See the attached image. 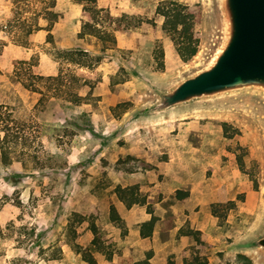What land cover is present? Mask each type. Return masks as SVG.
I'll list each match as a JSON object with an SVG mask.
<instances>
[{"label":"rangeland","instance_id":"obj_1","mask_svg":"<svg viewBox=\"0 0 264 264\" xmlns=\"http://www.w3.org/2000/svg\"><path fill=\"white\" fill-rule=\"evenodd\" d=\"M163 1L110 0L113 7L104 9L132 23L116 32L110 49L79 37L87 0H58L62 17L52 42L47 30L28 36L49 24L36 16L42 0H0V102L12 112L17 137L9 164L0 147V264H89L86 255L98 264H150L149 254L129 251L124 230L116 239L100 226L118 199L116 187L136 181L149 190L144 195L154 191V201L178 199V189L188 200L192 188L199 205L236 201L234 209L220 208L226 217L216 253L209 247L202 255L197 244L193 255L264 264L263 251L252 246L264 234V96L229 95L141 115L157 100L156 89L208 67L226 33L220 0H176L202 15L199 52L184 62L156 14ZM136 148L141 157L131 154ZM176 170L179 179L171 177Z\"/></svg>","mask_w":264,"mask_h":264},{"label":"trees","instance_id":"obj_2","mask_svg":"<svg viewBox=\"0 0 264 264\" xmlns=\"http://www.w3.org/2000/svg\"><path fill=\"white\" fill-rule=\"evenodd\" d=\"M97 2L98 0H87L84 4V16L86 17V20L82 25L79 37H94L104 45V48L111 49L117 45L116 32L122 29L128 30L132 28V23L127 22L126 24H123L124 21L130 19L129 16L123 15L121 18H114L108 10L98 7ZM42 3L44 6L41 11L36 13V16L43 17L49 22V24L47 27L37 24L35 28L28 30V36L32 35L35 31L47 30L49 32L48 41L52 42L54 39L52 29L61 19L62 15L57 10L58 0H42ZM156 14L164 19L162 29L170 36L181 59L184 62H189L193 59L198 54L201 43L200 38L196 33V26L201 22V13L179 1L168 0L159 4ZM140 23L137 24L139 25ZM78 51L82 52V50L79 49ZM67 59L80 66L91 67V65H85V62L83 64L82 59H75L74 57ZM123 105L124 104H120L117 108L122 107ZM12 121L13 116L9 107L0 102V147L2 158L7 164H9L10 154L13 150L11 143L17 138L13 133L14 126L12 125ZM114 192L117 198L122 201L127 208H132L135 205L147 206L148 213L153 214V218L151 221L142 225V236L144 238L151 237L157 222V217L154 215L155 207L148 200V196L141 192L140 185H131L127 187L119 185ZM177 197L179 200H184L189 197V192L180 190L177 193ZM235 207L236 201L226 202L225 200H220L218 203L212 205V212L222 220L226 217V213H222L220 208L223 209V211H229ZM110 216L111 222L124 230V234H126L127 230L125 223L115 206L111 207ZM93 232L94 234H97V227H93ZM180 233L183 235L194 236L198 242L195 249H197V251L203 249L204 241L201 238V231L182 229ZM111 258L112 255L110 254L109 259ZM84 259L89 264H98L97 260L92 255H86ZM207 262V257L206 259H202L198 255L190 262L187 259L185 260V264H207Z\"/></svg>","mask_w":264,"mask_h":264},{"label":"water","instance_id":"obj_3","mask_svg":"<svg viewBox=\"0 0 264 264\" xmlns=\"http://www.w3.org/2000/svg\"><path fill=\"white\" fill-rule=\"evenodd\" d=\"M225 37L212 63L169 90L141 115L167 112L196 101L253 93L264 96V0H220ZM252 246L264 253V234Z\"/></svg>","mask_w":264,"mask_h":264},{"label":"crops","instance_id":"obj_4","mask_svg":"<svg viewBox=\"0 0 264 264\" xmlns=\"http://www.w3.org/2000/svg\"><path fill=\"white\" fill-rule=\"evenodd\" d=\"M97 3L100 8L113 7L110 0H98ZM121 38L123 39L124 37L121 35ZM132 153L138 157L142 156V152L138 148L131 151ZM180 172L181 170H176L171 173V177L179 179ZM134 184L138 185L139 183L136 181ZM140 188L141 192L143 190L149 192L145 186ZM180 190L183 191L178 189V191ZM193 195L194 189L192 188L191 198H193ZM147 196L148 200L154 204V215L157 217L154 232L148 238L142 236V225L153 218V214L148 213L147 206L135 205L132 208H127L119 199L114 200V205L125 223L127 230L125 240L131 253L149 254L151 256L148 260L150 264H185L186 259L190 262L194 259L193 246L197 245L198 242L192 235L181 234L180 231L182 229L202 232L201 238L205 243L202 255H205V249L209 252V247H212L216 253V243L220 239L215 233L220 228V219L212 212L214 203L210 205L207 201L199 205L191 198L188 200L184 199L185 201L181 202L176 197L174 199L164 197L154 201V191ZM101 225L102 227L106 225L110 232V237L118 239L121 236V228L111 222L109 214L104 217L102 223H100ZM209 254H207V264H216L217 257ZM171 260L172 262H170Z\"/></svg>","mask_w":264,"mask_h":264}]
</instances>
